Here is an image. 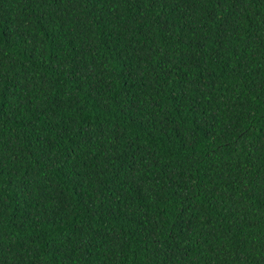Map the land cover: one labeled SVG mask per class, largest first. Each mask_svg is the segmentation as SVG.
<instances>
[{"label": "trees", "instance_id": "1", "mask_svg": "<svg viewBox=\"0 0 264 264\" xmlns=\"http://www.w3.org/2000/svg\"><path fill=\"white\" fill-rule=\"evenodd\" d=\"M0 264H264V0H0Z\"/></svg>", "mask_w": 264, "mask_h": 264}]
</instances>
